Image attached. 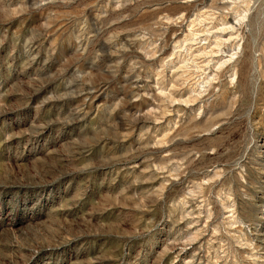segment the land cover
Instances as JSON below:
<instances>
[{
    "label": "rangeland",
    "instance_id": "obj_1",
    "mask_svg": "<svg viewBox=\"0 0 264 264\" xmlns=\"http://www.w3.org/2000/svg\"><path fill=\"white\" fill-rule=\"evenodd\" d=\"M0 264H264V0H0Z\"/></svg>",
    "mask_w": 264,
    "mask_h": 264
}]
</instances>
